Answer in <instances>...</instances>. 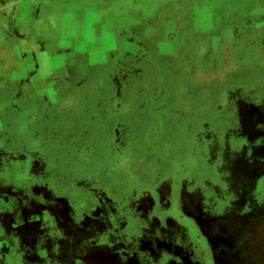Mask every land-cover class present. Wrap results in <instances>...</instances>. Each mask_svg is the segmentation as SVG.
<instances>
[{
    "label": "rangeland",
    "instance_id": "1",
    "mask_svg": "<svg viewBox=\"0 0 264 264\" xmlns=\"http://www.w3.org/2000/svg\"><path fill=\"white\" fill-rule=\"evenodd\" d=\"M0 179V264H264V0H0Z\"/></svg>",
    "mask_w": 264,
    "mask_h": 264
},
{
    "label": "crops",
    "instance_id": "2",
    "mask_svg": "<svg viewBox=\"0 0 264 264\" xmlns=\"http://www.w3.org/2000/svg\"><path fill=\"white\" fill-rule=\"evenodd\" d=\"M7 184L10 183V179L6 182ZM4 184V181L3 180H0V188H1V185Z\"/></svg>",
    "mask_w": 264,
    "mask_h": 264
},
{
    "label": "flooded vegetation",
    "instance_id": "3",
    "mask_svg": "<svg viewBox=\"0 0 264 264\" xmlns=\"http://www.w3.org/2000/svg\"><path fill=\"white\" fill-rule=\"evenodd\" d=\"M0 180H2V179H0ZM13 184V181H10V183H8L7 185H12Z\"/></svg>",
    "mask_w": 264,
    "mask_h": 264
}]
</instances>
